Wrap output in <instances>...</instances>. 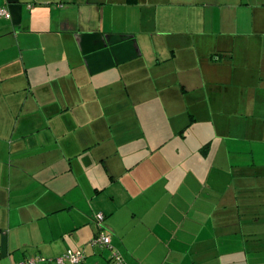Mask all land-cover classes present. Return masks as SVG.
<instances>
[{
	"label": "crops",
	"instance_id": "obj_1",
	"mask_svg": "<svg viewBox=\"0 0 264 264\" xmlns=\"http://www.w3.org/2000/svg\"><path fill=\"white\" fill-rule=\"evenodd\" d=\"M2 8L0 264H264V0Z\"/></svg>",
	"mask_w": 264,
	"mask_h": 264
},
{
	"label": "built area",
	"instance_id": "obj_2",
	"mask_svg": "<svg viewBox=\"0 0 264 264\" xmlns=\"http://www.w3.org/2000/svg\"><path fill=\"white\" fill-rule=\"evenodd\" d=\"M10 14L6 9H0V19L9 18ZM96 222L98 227L101 229L100 234L91 242L93 246L106 247L111 249V237L102 231L105 222V216L98 214L96 216ZM113 264H126L124 259L117 252L113 253L112 256ZM85 254L83 252L67 251L60 257L54 259L47 258H31L20 264H80L84 261Z\"/></svg>",
	"mask_w": 264,
	"mask_h": 264
},
{
	"label": "trees",
	"instance_id": "obj_3",
	"mask_svg": "<svg viewBox=\"0 0 264 264\" xmlns=\"http://www.w3.org/2000/svg\"><path fill=\"white\" fill-rule=\"evenodd\" d=\"M20 264V263H19Z\"/></svg>",
	"mask_w": 264,
	"mask_h": 264
}]
</instances>
